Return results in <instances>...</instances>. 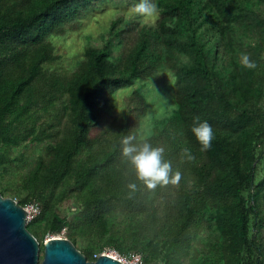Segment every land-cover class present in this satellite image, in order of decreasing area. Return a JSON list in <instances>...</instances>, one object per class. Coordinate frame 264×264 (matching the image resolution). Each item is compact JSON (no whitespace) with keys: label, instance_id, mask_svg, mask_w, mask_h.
<instances>
[{"label":"trees","instance_id":"obj_1","mask_svg":"<svg viewBox=\"0 0 264 264\" xmlns=\"http://www.w3.org/2000/svg\"><path fill=\"white\" fill-rule=\"evenodd\" d=\"M109 1L138 3L0 0V193L38 203L28 230L66 231L88 261L109 247L149 264H264V0H155L156 21L117 13L71 71L47 68L61 59L51 39ZM162 72L174 77L173 109L143 136L145 82ZM127 88L116 117L112 100ZM196 116L213 126L208 148L191 131ZM129 134L163 147L180 180L129 189ZM34 144L30 169L5 187L27 160L16 150ZM69 201L71 221L57 212Z\"/></svg>","mask_w":264,"mask_h":264},{"label":"rangeland","instance_id":"obj_2","mask_svg":"<svg viewBox=\"0 0 264 264\" xmlns=\"http://www.w3.org/2000/svg\"><path fill=\"white\" fill-rule=\"evenodd\" d=\"M132 14L135 13L133 8H130L123 2H106L100 5L97 9L90 10L86 17L82 19L81 25L76 28L69 30L66 34L51 39V44L54 47L56 53L61 56V59L51 65H46L47 68L56 72L71 71L76 62L83 56L84 48L86 44V38L88 35L97 37L99 34L105 32L111 21L116 17L117 13ZM143 22H154L158 18L157 12L152 16H142ZM174 77L171 73L162 72L156 77L149 79L145 82V88L143 89L150 106L147 114L141 120V128L143 136L149 134L152 124L156 119H159L173 109L171 103V92L173 90ZM132 88L120 90L112 100L113 103V114L116 117L122 115L125 100L129 96ZM96 132L93 133L95 135ZM41 146L37 145H25L16 150L17 155L25 154L27 160L23 164H17L9 168V174L6 175L5 187H14L19 181L20 176L27 172L36 156L42 149ZM17 201V200H16ZM31 209V208H30ZM77 205L73 201L65 202L59 208L57 212L62 217H67L70 221L77 213ZM36 215L32 216L28 221V224L34 220ZM43 223L39 225L38 241L41 247V257L44 256V243L51 238H67L68 233L63 231L59 235L46 234L43 230ZM78 247L84 250L88 243L84 240H79ZM97 248L94 247L95 253H113L117 252L121 256H125L113 248H105L101 252H97ZM144 262V261H143ZM149 264V263H144Z\"/></svg>","mask_w":264,"mask_h":264},{"label":"water","instance_id":"obj_3","mask_svg":"<svg viewBox=\"0 0 264 264\" xmlns=\"http://www.w3.org/2000/svg\"><path fill=\"white\" fill-rule=\"evenodd\" d=\"M27 211L15 199L0 193V264H123L113 256L87 257L68 238H51L44 243L40 259L38 239L27 228Z\"/></svg>","mask_w":264,"mask_h":264},{"label":"clouds","instance_id":"obj_4","mask_svg":"<svg viewBox=\"0 0 264 264\" xmlns=\"http://www.w3.org/2000/svg\"><path fill=\"white\" fill-rule=\"evenodd\" d=\"M155 0H138L134 5V11L138 15L152 16L157 12ZM243 63L248 67H255L247 55L243 56ZM191 131L201 142L204 148L211 146L214 137L213 126L207 120H201L199 116L194 117ZM122 157L129 163L135 172V180L128 183V188L135 191L138 188L137 180L143 182L148 188L154 189L158 185L178 182L181 177L180 171L172 170V163L165 158V149L154 145L150 139L143 136L137 137L129 134L122 139ZM182 152L188 160L194 159L190 148H183Z\"/></svg>","mask_w":264,"mask_h":264},{"label":"built area","instance_id":"obj_5","mask_svg":"<svg viewBox=\"0 0 264 264\" xmlns=\"http://www.w3.org/2000/svg\"><path fill=\"white\" fill-rule=\"evenodd\" d=\"M25 209L28 213L27 222L31 219L32 216L36 215L37 217L41 213V207L38 203L29 204L25 207ZM101 255L113 256L116 259L120 260L123 264H144L142 256L138 253L131 252L125 256H121L117 252H113L111 254L103 252V253H96L94 255V258L97 260Z\"/></svg>","mask_w":264,"mask_h":264}]
</instances>
